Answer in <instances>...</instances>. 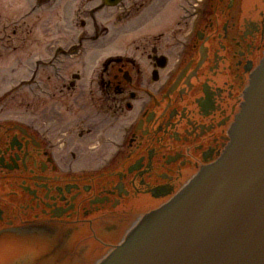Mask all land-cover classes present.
<instances>
[{
	"label": "flooded vegetation",
	"instance_id": "af4514ba",
	"mask_svg": "<svg viewBox=\"0 0 264 264\" xmlns=\"http://www.w3.org/2000/svg\"><path fill=\"white\" fill-rule=\"evenodd\" d=\"M174 4L0 0V242L88 229L95 264L221 156L264 0Z\"/></svg>",
	"mask_w": 264,
	"mask_h": 264
},
{
	"label": "water",
	"instance_id": "95a60500",
	"mask_svg": "<svg viewBox=\"0 0 264 264\" xmlns=\"http://www.w3.org/2000/svg\"><path fill=\"white\" fill-rule=\"evenodd\" d=\"M62 233L0 242V264L39 263L47 250L44 264H86L100 250L90 230L79 229L53 255ZM96 264H264V55L222 155Z\"/></svg>",
	"mask_w": 264,
	"mask_h": 264
},
{
	"label": "rangeland",
	"instance_id": "374dc122",
	"mask_svg": "<svg viewBox=\"0 0 264 264\" xmlns=\"http://www.w3.org/2000/svg\"><path fill=\"white\" fill-rule=\"evenodd\" d=\"M173 1V3H175L174 4V6H175V9H176V13H179V10H178V7H177V2L178 1H180V0H172ZM49 16H50V13H49ZM54 19V18H53ZM54 22V21H53ZM140 29V28H139ZM141 30V29H140ZM139 30V31H140ZM139 34L140 33H136L135 31H132L131 33L130 32H128L127 33V35H124L123 33H121V32H117V35H116V38H115V43L117 42V43H121V41H120V39L122 38V37H124L125 39H127L128 40V42L130 41V39L131 38H137L138 36H139ZM49 41L51 40V38L49 37V39H48ZM132 46V45H131Z\"/></svg>",
	"mask_w": 264,
	"mask_h": 264
}]
</instances>
